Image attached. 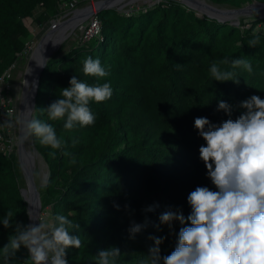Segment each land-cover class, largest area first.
Returning a JSON list of instances; mask_svg holds the SVG:
<instances>
[{
    "label": "trees",
    "instance_id": "1",
    "mask_svg": "<svg viewBox=\"0 0 264 264\" xmlns=\"http://www.w3.org/2000/svg\"><path fill=\"white\" fill-rule=\"evenodd\" d=\"M73 1L0 0V77L28 42L39 39L34 22L47 28L61 4ZM209 1L238 8L254 0ZM98 18L100 33L90 40L79 38L65 52L57 51L40 77L34 119L51 124L65 141L63 148L52 149L32 137L48 167L40 192L42 206L47 213L63 214L80 225L72 234L80 237L82 246L66 250L68 264H97L99 251L110 247L121 251L117 264H144L154 243L149 235L165 237L160 245L163 257L174 250L182 227L174 221L172 230L167 225L157 230L153 223L159 224V215L171 208L187 217L191 191L197 186L216 190L200 159L199 148L206 142L194 120L206 117L219 125L245 112L240 103L252 95L264 99V34L257 46L248 45L264 16L251 13L220 20L199 15L181 0H161L131 10L105 8ZM89 56L101 61L107 77L84 75L82 62ZM240 57L251 61V74L221 65L234 71L239 83L213 79V62ZM74 75L89 85L108 82L113 94L104 102H90L96 117L93 125L65 130V120H50L47 109L60 98L61 89L70 87ZM220 101L233 106L231 117L217 111ZM52 151L54 158L49 156ZM11 155L0 149V219L9 210L14 214L12 227L0 223V249L14 234L16 222L29 223ZM153 205L159 206L144 211ZM145 219L152 223L131 238L132 223ZM10 264H31L27 249L21 247Z\"/></svg>",
    "mask_w": 264,
    "mask_h": 264
},
{
    "label": "clouds",
    "instance_id": "2",
    "mask_svg": "<svg viewBox=\"0 0 264 264\" xmlns=\"http://www.w3.org/2000/svg\"><path fill=\"white\" fill-rule=\"evenodd\" d=\"M256 14V13H255ZM264 34V24L258 23L248 41L250 47L260 43ZM82 71L86 76L105 78L109 72L101 61L87 57L83 60ZM231 65L252 73L251 61L245 57L224 58L213 62L210 74L214 80L239 83L234 71L222 69L221 65ZM42 65V64H41ZM70 87L61 89L60 98L47 109L50 120L64 119L63 128L72 130L93 125L95 115L90 110V102H104L111 98L113 89L110 83L89 85L72 76ZM245 109L235 120L229 118L217 125L206 117H197L194 127L206 146L199 148L200 159L207 169V177L215 186L213 191L206 186H197L187 196L191 212L187 217L182 211L168 208L159 217V224L153 227L161 230L167 225L172 230L173 222L179 221L182 227L177 234L174 250L161 257L160 245L165 237L149 235L153 241L149 247V259L144 264H264V99L252 95L242 101ZM223 110L231 117L233 106L224 101L218 103L217 111ZM29 114L31 110L27 111ZM12 116V112L8 113ZM22 136H12L10 142H23L35 137L43 146L61 149L65 141L58 138L54 127L40 119L25 117L22 121ZM13 122L6 119L0 128H13ZM78 141H73V144ZM54 151L49 156L55 157ZM65 156L75 157L65 151ZM159 205L149 206L145 212H152ZM119 206H117L118 208ZM128 207L127 205L125 206ZM13 212L7 211L0 223L4 228L12 227ZM29 220L37 223H15L14 234L0 249L3 264H10L16 253L27 249L31 264H68L67 249H79L82 241L73 230H79V223L63 214H34L29 210ZM152 223H132L129 228L131 238L141 233ZM121 251L118 247L100 250L97 264H117Z\"/></svg>",
    "mask_w": 264,
    "mask_h": 264
},
{
    "label": "rangeland",
    "instance_id": "3",
    "mask_svg": "<svg viewBox=\"0 0 264 264\" xmlns=\"http://www.w3.org/2000/svg\"><path fill=\"white\" fill-rule=\"evenodd\" d=\"M82 1L83 2H81V0H78V2L76 3L77 4L76 8L82 9V8H85L90 2L94 3V5L96 2V0H82ZM157 1H161V0H120V1H118L119 3L115 6V8H117L119 10H131L133 7H138V6H142L145 4L152 5V4L156 3ZM201 1L211 3V1H209V0H201ZM254 1H256V0H254ZM68 3L69 2H65V3L61 4L60 12L51 21V24L47 28H44L43 24L37 20L34 22L33 32H34V35H37V34L39 35V39L34 40V42L32 40L31 44L29 46L30 51L28 53H25V54L19 53L18 58L14 62H12L9 65V67L5 70V72H7V71L9 72V75H10L9 81L11 84L7 93L10 96L11 100L18 107V117H17V121H16V129L18 132V137L21 136V126H22L21 115H20L21 102H22V100L25 96V93H26L27 77L29 75V71L31 68V62L33 61L34 52H35L36 48L38 47V44L41 41L42 37L52 27L56 26L59 23V26L61 27V28L59 27V29H61L59 34H55V36H53V38H50L49 43H48V49L52 48V50H53L52 55H53L57 51H59L60 49H62V52L69 50L74 45H76L78 39L82 38V36H83V32H82L83 27H84L83 24L85 22H87V19L82 21L81 23L79 22L78 25L74 29H71L72 27L69 28L68 24L70 22H72L69 19H71L75 15L74 14L75 9H73V7L70 5V3L69 4ZM251 3L252 2L245 3V4L241 5L240 7H246V6L250 5ZM211 4H213V3H211ZM213 5L216 6L218 9L222 10V12H220L219 15H221L223 17L235 19V20H237V18H239V17H242L244 15H249L251 13H253V14H255V13L256 14H264V11L263 12L254 11L255 8L254 9L249 8V9H247V12L240 13L237 15L226 14V13H223V10L236 9V7H232V6L226 5V4L225 5L213 4ZM74 18H76V17H74ZM81 18H79L78 20H80ZM67 20H69V21H67ZM62 23L64 25H62ZM63 36H66L65 39H63L60 42V44L56 46V43L58 42V40ZM30 75H31V73H30ZM31 141H32V137H29L27 142H26V146L31 151H35ZM36 154H37V158H36L35 166L33 169V177H34V182L36 185L37 193H38L40 200H41V209H40L41 215L40 216L43 217V216H46L47 211L42 206V199H41L40 192H41V190H43V188L47 182L48 167H47V164H46L44 158L41 156V154L39 152H36ZM11 156L13 157L14 162L16 164V167L18 169V172L20 175V182H21V186H22V192H23V195H24V197L28 203L29 197L31 196V188H30L29 181L27 178L26 170L22 164L21 142L16 141L15 150L13 151V154ZM34 203H35V207L38 209V201H37L36 195L34 196Z\"/></svg>",
    "mask_w": 264,
    "mask_h": 264
},
{
    "label": "water",
    "instance_id": "4",
    "mask_svg": "<svg viewBox=\"0 0 264 264\" xmlns=\"http://www.w3.org/2000/svg\"><path fill=\"white\" fill-rule=\"evenodd\" d=\"M118 1H120V0H99L98 5H97V11L99 12L100 10L105 9V8H114L119 3ZM181 1L184 2L185 4L189 5L190 7L195 8L199 15L207 14L209 16L216 17L220 20L231 19V18H227V17H223V16L219 15V13L222 12V10L218 9L216 6H214L211 3L201 1V0H181ZM249 8L250 9L255 8L254 11H258V12L262 11L263 12L264 11V2L256 0L246 7H239L236 9H226V10H223V13L237 15L240 13L247 12V9H249ZM80 10L81 9H79V8L76 9L74 11L75 15L69 20L74 19V17L76 16V14ZM89 14H90V12H88V15L82 17L80 20L77 19L76 21H74L75 23L73 25V29L78 25L79 22L81 23L82 21L86 20L89 17ZM259 15L264 16V14H259ZM69 20H67V21H69ZM51 30H52V28L42 37L41 41L38 44V47L36 48V50L34 52V55H33V61L31 62V75H30L31 79L29 80L32 85H31L29 92H27V95L24 96V98L21 102V112H20L21 121L26 116L34 119L35 107H36V95L38 92L40 77H41V74H42L44 68L46 67L50 57L52 56V51H53L52 48L48 49V43H49V39H50L49 35H51L50 34ZM65 37L66 36L61 37L58 40V42L56 43V46L59 45L60 42L63 39H65ZM42 44H44V47H41ZM29 110H31L30 114L27 112ZM31 142L33 144L35 151L38 152L34 146L33 140ZM22 164H23L24 168L26 169L23 159H22ZM26 174H27V178H28L29 185L31 188V196L30 197L33 198L35 195L37 196L38 209H37L36 214H39V211L41 209V200H40V197H39L37 190H36L33 172L32 171L26 172ZM30 197H29V202L27 203L28 211L31 210V202H30L31 199H30ZM38 222H39L38 220H29V223H37L38 224Z\"/></svg>",
    "mask_w": 264,
    "mask_h": 264
},
{
    "label": "built area",
    "instance_id": "5",
    "mask_svg": "<svg viewBox=\"0 0 264 264\" xmlns=\"http://www.w3.org/2000/svg\"><path fill=\"white\" fill-rule=\"evenodd\" d=\"M78 0H75L70 3L73 9H78L77 3ZM99 0H96L95 5L94 3L90 2L85 8L88 7L90 12L89 17L87 18V22L83 25V36L82 39L90 40L92 37L98 35L100 33V20L98 18V11L97 5ZM74 10V11H75ZM34 42V40H33ZM30 44L28 42L22 51L23 54L28 53L30 51ZM9 72H4L0 77V123H3L6 119H10L13 122V128H0V149L4 152V154H13L15 150V142H10L12 136L18 137V132L16 129V121L18 117V107L16 104L11 100L10 96L8 95L7 91L10 88V81H9ZM12 112V116L9 117L8 113ZM68 260V256H66Z\"/></svg>",
    "mask_w": 264,
    "mask_h": 264
},
{
    "label": "bare ground",
    "instance_id": "6",
    "mask_svg": "<svg viewBox=\"0 0 264 264\" xmlns=\"http://www.w3.org/2000/svg\"><path fill=\"white\" fill-rule=\"evenodd\" d=\"M88 7L87 8H83L81 9L77 14H76V18L72 19L68 26L69 28L72 27L71 29H73V24H74V21L81 18V17H84V16H87L88 15ZM262 12V11H260ZM80 16V17H79ZM79 17V18H78ZM67 22V21H66ZM61 23V22H60ZM64 23V22H63ZM62 23V25H64ZM59 23L52 27V30L50 32L51 36L50 38H53V36H55V34H59L60 30L59 29ZM61 28V27H60ZM59 30V31H58ZM47 33V32H46ZM41 47H44V44H42ZM30 73H31V68H30V71H29V75L27 77V88H26V93L25 95H27V92H29L30 88H31V82L29 81L31 79V76H30ZM23 135V132H22V126H21V136ZM28 139L24 140L23 142H21V152H22V159L25 163V167H26V172H30L32 171L33 172V169H34V166H35V161H36V158H37V154L35 151H31L27 146H26V142H27ZM31 169V170H30ZM30 202H31V210L33 211L34 214H36L37 212V208L35 207V203H34V197H30ZM41 211H39V214L38 215H41L40 214Z\"/></svg>",
    "mask_w": 264,
    "mask_h": 264
}]
</instances>
